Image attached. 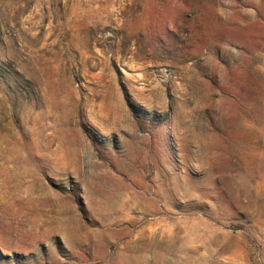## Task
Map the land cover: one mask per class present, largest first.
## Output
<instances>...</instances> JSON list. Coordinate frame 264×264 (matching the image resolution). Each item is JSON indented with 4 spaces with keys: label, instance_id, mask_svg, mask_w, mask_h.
<instances>
[{
    "label": "rangeland",
    "instance_id": "374dc122",
    "mask_svg": "<svg viewBox=\"0 0 264 264\" xmlns=\"http://www.w3.org/2000/svg\"><path fill=\"white\" fill-rule=\"evenodd\" d=\"M0 264H264V0H0Z\"/></svg>",
    "mask_w": 264,
    "mask_h": 264
}]
</instances>
